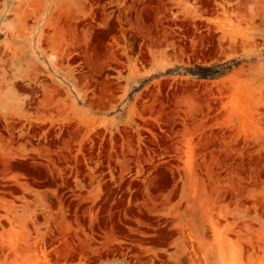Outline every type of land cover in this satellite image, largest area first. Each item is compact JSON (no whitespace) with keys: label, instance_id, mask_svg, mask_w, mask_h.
Returning a JSON list of instances; mask_svg holds the SVG:
<instances>
[{"label":"rangeland","instance_id":"374dc122","mask_svg":"<svg viewBox=\"0 0 264 264\" xmlns=\"http://www.w3.org/2000/svg\"><path fill=\"white\" fill-rule=\"evenodd\" d=\"M0 264H264V0H0Z\"/></svg>","mask_w":264,"mask_h":264}]
</instances>
